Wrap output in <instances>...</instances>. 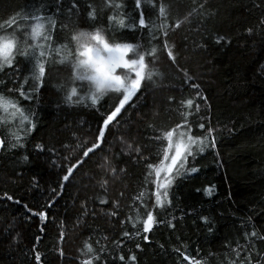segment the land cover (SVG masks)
<instances>
[{"label":"trees","instance_id":"1","mask_svg":"<svg viewBox=\"0 0 264 264\" xmlns=\"http://www.w3.org/2000/svg\"><path fill=\"white\" fill-rule=\"evenodd\" d=\"M85 2L79 0L81 5ZM87 2L96 6L99 17L102 0ZM119 2L125 5L123 13H132L138 19L134 0ZM163 2L169 5V23L183 19L193 7V0ZM71 3L72 0H62L60 5L56 0H0V21L13 13L23 16L39 9L37 14L56 21V44L70 40L78 25L89 31L95 30L92 25L107 26V12L111 10L105 11L102 21L88 20L86 12H82L77 22L75 9H72L69 20ZM155 3L156 10L142 0V10L147 20H155L159 26L161 21L157 17L161 0H155ZM196 4H203V8L198 7L191 23L185 22L175 32L169 30L167 38L182 71H177L162 51L161 37L157 45L161 49L158 58L155 64H149L151 70L161 75L143 82L142 90L133 98L135 106H126L128 110L123 112L120 125L112 126L104 150L90 154L92 158L75 171L55 204L44 209L47 219L43 223L39 216H32L27 209H42L54 195L51 189L59 190L58 181L66 169L58 165L74 162L81 154L76 150L78 142L83 145L86 139V146L91 145L103 110L111 103L109 96L114 94L101 98L97 109H93L85 87L78 89L79 95H85L84 102L68 106L63 102V95L70 86L69 68L52 64L47 68L44 87L32 94L31 101L20 100L34 127L30 134L20 133L25 137L24 148L8 150L5 147L0 151V194L8 192L20 201L16 204L0 200V264H35L33 248L40 252L42 264H79L77 250L82 242L91 238L95 245L101 236L109 238L108 264H122L119 255L125 258L135 255L137 264H178V261L179 264H188L179 253L173 252V248L186 249L189 255L205 264H229V260L241 264L244 252L238 258L231 251L232 247L239 243L243 248L246 232L254 230L258 235L264 234V71L261 70L264 68V26L260 25L264 20V0H196ZM65 24L67 29H62ZM248 29H252L250 34ZM153 30L160 35L158 27ZM111 35L106 34V38L110 39ZM116 35L125 38L117 42L151 47L147 42V29L121 30ZM218 37L225 39L217 44ZM152 44L157 42L152 41ZM55 46L53 44V48ZM147 59L151 61L152 58ZM17 60L22 61V58L17 57ZM18 67L20 71L15 74L7 69L0 72V81H3L0 92L6 97L18 98V93H9L4 87L5 83L8 88L13 87L12 80L23 82L27 65L20 63ZM183 70L192 77V82L199 85L198 91L203 99L196 96L197 90L184 83ZM61 83L64 87L58 91L56 85ZM170 96L174 97L172 103L168 99ZM187 98H193L201 106L198 114L193 106V115L189 119L193 125L203 122L215 129L216 147L206 148L195 161H191L198 168L196 173L176 176L168 189L169 202L157 208L154 207L155 198L151 196L154 186L148 183L145 187L146 164L158 162L156 142L149 139L158 133L148 125L160 129L180 122L179 111L184 110L180 101ZM5 116L6 113L0 112V118ZM194 131L199 133L200 129L194 128ZM6 136L7 130L0 126V137ZM129 142L139 145L148 160L134 159L135 151L132 156H126L122 149L127 148ZM36 144H41L45 150L38 152ZM50 148L55 152L48 151ZM69 155L72 159L65 160L64 157ZM24 156L28 157L27 161L23 160ZM105 156L116 168L112 175L99 167ZM120 168L125 171L120 172ZM101 178L108 181L106 190L100 187ZM205 189L209 190L207 194ZM141 191L143 198L134 201L133 197L139 196ZM98 197L106 198L109 203L100 205ZM114 199L119 201L118 217L102 215L100 210H111ZM82 201H86L90 209L87 216H81ZM141 203L145 207H141ZM147 210L153 211L157 222L148 233H141V236L149 237L145 242L141 236L135 235V229L126 217L134 220L139 215L142 221ZM92 211L96 212L95 217ZM201 217H206L207 223ZM78 219L81 220L79 226ZM122 219L126 220L124 225L120 224ZM169 222L174 227L169 228ZM62 224L66 235L60 242ZM139 227L142 228V223ZM124 231L132 235L125 237L122 235ZM112 240L119 241L120 246L113 245ZM253 243L255 248L251 251L255 260L257 252L264 254V241L253 238ZM61 248L63 257L59 255Z\"/></svg>","mask_w":264,"mask_h":264},{"label":"snow or ice","instance_id":"2","mask_svg":"<svg viewBox=\"0 0 264 264\" xmlns=\"http://www.w3.org/2000/svg\"><path fill=\"white\" fill-rule=\"evenodd\" d=\"M56 2L60 5L62 0H56ZM146 2L151 4L154 10L157 9L155 0H146ZM124 6L119 0H102L98 17L94 4L86 0L85 4L81 5L79 0H72L71 7L68 9L69 20H71L73 15L72 9L76 10L77 22L81 19L82 12H86L88 20L95 21L100 19L102 21L105 11L111 10L107 12L108 24L105 27L92 25L95 30L91 31L84 30V26L78 25V27L73 29L70 40L59 44H56L54 40L56 21L52 17L37 14L40 11L39 9H34L33 12L26 13L23 16L13 13L0 21V30H4L0 32V72H4L7 69L15 74L20 71L18 67L20 63L27 65V75L24 76L23 82L12 80L13 87L11 88H8L6 83L4 84L9 93H18V98H9L0 92V112L6 113L4 118H0V126L7 130V136L0 137V151H3L5 147L8 150L25 147L23 142L25 137H22L20 133L30 134L34 124L30 115L26 114L24 107L20 104V100L31 101L33 99L32 94L38 93L44 87L48 66L54 64L69 68L70 86L67 88L66 94L63 95V102L68 106L79 105L84 102L85 95H79L78 89H84L85 87L88 89L86 93L87 99L91 101L93 109H97L98 101L101 98L114 94L109 96L111 103L107 109L103 110L101 121L97 124L91 145L86 146V139L83 145L78 142L76 150L77 153L81 154L76 156L74 162L67 165H58L66 169L58 181L59 190L57 188L51 189L54 195L49 197L42 209L32 210L27 209V206H25L32 216H39L41 223L47 219V212L44 209L50 208L55 204L56 200L62 195L66 182H70L75 171L79 170L88 159L92 158L90 154L97 150H104L112 126L114 124L120 125L123 112L128 110L126 106H135L133 98L142 90L143 82L146 80L152 81L153 76L161 75L159 72L149 68V64H155L158 58L157 53L161 49L157 45L160 43L161 37L163 38L162 51L167 54V59L172 62L177 71H182L176 63L177 54L173 51V46L168 43L169 30L175 32L185 22L191 23L192 16L198 12V7L203 8V4L197 6L196 0H193V7L183 19H176L169 23L167 20L169 5L161 0L157 17L161 23L157 26L155 20L146 19L142 10V0H134L138 19L132 13H123L122 9ZM260 25L264 26V20L260 21ZM67 27V24L61 26L62 29H67ZM157 27L159 36L153 30ZM144 29H147V42L151 45L150 49L144 47L141 43L117 42V40L125 39L123 36L116 35L121 30L135 32ZM247 31L250 34L252 29ZM108 33L112 34L110 39L106 38ZM224 39V37H218L216 43L220 44ZM152 41H156L157 44L153 45ZM53 44L56 45L55 48H53ZM17 57L22 58V61H18ZM55 57H59V59H55ZM149 57L152 58L151 61L147 59ZM261 70L264 71V68ZM183 71H185L184 83L188 84L193 90H197L195 94L200 96L199 85L192 82V77L187 74L186 70ZM29 80H31L30 84H28ZM0 83H3V81H0ZM26 84L27 88H25ZM56 87L59 91L64 85L61 83L56 85ZM200 98L203 99L202 96ZM168 99L172 103L174 97L170 96ZM130 102L133 103L130 104ZM180 104L184 110L179 111L181 121L175 123L174 126L157 129L152 124L148 125L149 128L153 129L154 133H158L149 137L150 140L156 142L157 151L155 155L158 162L153 161L146 164L148 172L145 174V187H147L148 183L154 186L151 196L155 198L154 207L157 208L163 207L166 202H169L168 189L172 186L176 176L196 173L198 168L191 164V161H195L197 155L203 154L206 148L215 149L216 147L215 129L211 126H206L203 122L193 125L189 119L193 115V106L196 114L199 113L201 106L193 98L183 99ZM194 128H199L200 132H195ZM63 146L69 147V145ZM35 148L38 152L45 150L41 144H36ZM48 151L55 152V149L50 148ZM122 151L126 156H132V152L135 151L136 156L134 159L148 160V157L142 155L139 145H133L129 142L127 148L122 149ZM64 159L71 160L72 157L69 155L65 156ZM23 160L27 161L28 157L24 156ZM52 163H55V161H52ZM99 167H102L109 175L116 172V168L110 165L107 156L104 157L103 165ZM124 171V168H120V172ZM153 173L154 178H152ZM85 174L87 175V173ZM33 181L35 182V177H33ZM99 183L100 187L106 190L107 179L101 178ZM33 186H35V183ZM208 191V189H205L206 194ZM143 196L144 193L141 191L139 196L133 197V200L142 199ZM0 200L12 201L16 204L20 203L8 192L0 194ZM98 202L100 205L109 203L104 197H98ZM140 206L145 207L143 203ZM129 207L132 208L133 205H129ZM81 208L83 209L81 216H87L90 209L86 201L81 202ZM119 210V201L114 199L111 201V210L104 211V209H101L100 212L102 215L113 218L118 217ZM92 215L95 217L96 212L92 211ZM126 220L131 222L137 236H141V233H148L157 222L151 210L146 211V218L142 221L139 215L134 220L130 217H126ZM126 220H120V224L124 225ZM201 220L207 223L206 217H201ZM80 223L81 220L78 219L77 226ZM141 223L142 228L139 227ZM168 227L172 228L174 225L169 222ZM63 228L62 224V230L59 234L60 242L65 240L66 234ZM208 230L212 231L211 228ZM122 235L129 237L132 233L124 231ZM141 238L145 242L149 239L147 235H142ZM253 238L264 241V234L258 235L254 230L250 233L246 232L244 235L246 243L243 248L237 243L231 249L238 258L241 257V252H244L241 264H264V254L257 252V259H252L251 248H255ZM108 242L109 238L107 236L98 238L95 245L91 243V238L84 240L82 246L77 250L79 264H108L107 256L110 252L107 247ZM111 243L117 247L120 246V242L117 240H112ZM181 247L184 246L182 245ZM136 248L139 249L140 245L137 244ZM97 249L99 250L97 251ZM33 252L35 253V264H42L40 252L36 251L35 248H33ZM173 252L179 253L183 261H187L188 264H205L201 259L189 255L186 249L181 251L180 248H173ZM59 255L61 257L64 255L62 248L59 249ZM115 258L113 257V260ZM118 258L122 264H128V262L137 264L135 255H128L127 258L124 255H119ZM229 264H235V260H229Z\"/></svg>","mask_w":264,"mask_h":264}]
</instances>
